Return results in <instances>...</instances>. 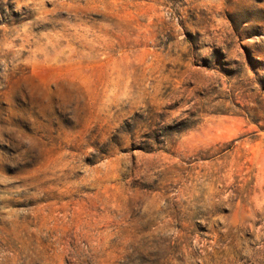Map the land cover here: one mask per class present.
<instances>
[{
  "label": "rangeland",
  "instance_id": "1",
  "mask_svg": "<svg viewBox=\"0 0 264 264\" xmlns=\"http://www.w3.org/2000/svg\"><path fill=\"white\" fill-rule=\"evenodd\" d=\"M0 264H264V0H0Z\"/></svg>",
  "mask_w": 264,
  "mask_h": 264
}]
</instances>
